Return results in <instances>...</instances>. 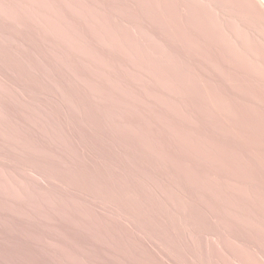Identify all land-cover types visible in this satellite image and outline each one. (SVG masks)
I'll return each mask as SVG.
<instances>
[{
	"label": "rangeland",
	"instance_id": "obj_1",
	"mask_svg": "<svg viewBox=\"0 0 264 264\" xmlns=\"http://www.w3.org/2000/svg\"><path fill=\"white\" fill-rule=\"evenodd\" d=\"M251 8L0 0V264H264Z\"/></svg>",
	"mask_w": 264,
	"mask_h": 264
},
{
	"label": "bare ground",
	"instance_id": "obj_2",
	"mask_svg": "<svg viewBox=\"0 0 264 264\" xmlns=\"http://www.w3.org/2000/svg\"><path fill=\"white\" fill-rule=\"evenodd\" d=\"M247 1L255 10H257L258 13H260V15L262 16V18H260V19H263L262 22L264 25V0H247ZM242 4H243V2H242ZM246 4H247V2H246ZM248 9H250L249 6H248ZM254 9L251 8V10H254Z\"/></svg>",
	"mask_w": 264,
	"mask_h": 264
}]
</instances>
